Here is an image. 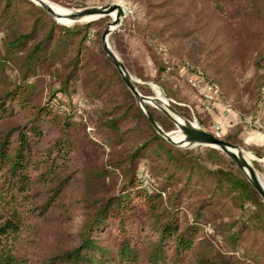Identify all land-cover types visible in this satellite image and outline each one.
Segmentation results:
<instances>
[{
	"label": "trees",
	"instance_id": "obj_1",
	"mask_svg": "<svg viewBox=\"0 0 264 264\" xmlns=\"http://www.w3.org/2000/svg\"><path fill=\"white\" fill-rule=\"evenodd\" d=\"M133 1L150 21L178 3L194 8L179 40L218 20L211 61L182 67L264 131V0ZM97 23L69 26L31 0H0V264H264L260 194L222 150L159 133L101 48L94 57ZM78 85L87 107L77 118ZM149 108L165 131L175 127ZM35 222L73 230L30 256L21 239Z\"/></svg>",
	"mask_w": 264,
	"mask_h": 264
},
{
	"label": "rangeland",
	"instance_id": "obj_2",
	"mask_svg": "<svg viewBox=\"0 0 264 264\" xmlns=\"http://www.w3.org/2000/svg\"><path fill=\"white\" fill-rule=\"evenodd\" d=\"M48 1L67 9L107 6L113 3L122 5L125 9V15L121 18L120 24L108 36V45L134 79L139 92L143 96L160 99V101L147 104V106L164 113L174 123L175 127L167 132H172L177 137L181 136L180 128L172 119L176 118L181 121H190L213 133L219 131L221 138L226 134L238 138L239 142L228 141L240 147V151L249 159L264 184V131L261 130V120L253 121L250 110L244 114L245 117L242 120L239 113L231 107V94V96H222L220 99L216 97L212 102L206 101L202 92L205 90L207 81L202 75L201 79L198 74L188 73L182 67L184 62L190 59L197 60L203 67H206L211 61L207 59V54L212 48L209 47L208 43L210 37L214 36L212 28L218 24V20L210 22L202 30L199 29L196 34L191 33L179 40L174 38L175 32L187 34L186 32H189L193 26L191 16L195 13V9L193 8L188 15L186 4L180 5L181 3H178L173 11L167 9L157 11L166 14V17L150 21L133 0ZM97 21V25L92 29L94 35L88 40V45L92 49L94 57L99 56L100 48L107 56L103 49V34L113 19L111 16H105ZM201 24L198 25L202 28ZM218 31L219 35L215 37L212 46L220 43L225 37L221 27ZM98 32L99 36L96 35ZM154 35H158V37L155 38ZM222 50H225L224 47ZM162 63L165 70L160 69ZM207 73L213 79L220 77L215 70H208ZM194 83L200 87L197 88ZM73 94L77 99V112L79 114L77 113L76 117L78 118L83 109L87 107L83 98L85 91L78 85ZM255 151H259L263 156H257ZM231 161L233 160L231 159ZM233 163L237 166L234 161ZM144 176H148V173H144ZM67 230H73V227L64 224L47 225L35 222L34 227H29L24 231L21 241L25 251L30 256H37L62 242Z\"/></svg>",
	"mask_w": 264,
	"mask_h": 264
},
{
	"label": "water",
	"instance_id": "obj_3",
	"mask_svg": "<svg viewBox=\"0 0 264 264\" xmlns=\"http://www.w3.org/2000/svg\"><path fill=\"white\" fill-rule=\"evenodd\" d=\"M32 2L45 8L57 22L71 25L62 22L61 19L77 22L84 18H90V21L99 20L105 16H110L115 10L118 11V15L123 14V6L120 4H110L107 6H88L80 9H71L68 14H57L50 5L45 3L43 0H31ZM121 19L113 20L108 25L103 34V49L106 52L108 58L114 63L119 70L123 80L136 96L141 109L146 114L150 122L156 127L159 133L172 144L179 147H197V146H209L224 151L238 166V168L245 174L248 180L251 182L255 190L260 194L264 201V185L259 175L255 171L253 165L249 159L240 151V147L236 144L225 140L215 133L208 131L197 124H193L190 121H181L176 118H172L181 130V136L177 137L172 132H167L158 124L157 120L149 110L147 104L155 103L160 101L158 98H152L143 96L136 87L134 79L130 76L124 64L119 60L117 55L111 50L108 45L107 38L113 31V29L120 24ZM166 112V111H165ZM167 113V112H166ZM169 115V113H167Z\"/></svg>",
	"mask_w": 264,
	"mask_h": 264
},
{
	"label": "bare ground",
	"instance_id": "obj_4",
	"mask_svg": "<svg viewBox=\"0 0 264 264\" xmlns=\"http://www.w3.org/2000/svg\"><path fill=\"white\" fill-rule=\"evenodd\" d=\"M45 3H47L48 5L51 6V8L57 13V14H68L69 12H71V9H67V8H64V7H61V6H58L54 3H51L50 1L48 0H43ZM125 15V9L123 8V14L121 16L118 15V11L115 10L111 13V17L113 20H118V19H121L123 16ZM62 22L64 23H68V24H73L72 21H69V20H66V19H61ZM90 18H84V19H81L77 22H74V23H80V22H89ZM183 122V121H182ZM182 134V133H180ZM264 185V184H263Z\"/></svg>",
	"mask_w": 264,
	"mask_h": 264
},
{
	"label": "built area",
	"instance_id": "obj_5",
	"mask_svg": "<svg viewBox=\"0 0 264 264\" xmlns=\"http://www.w3.org/2000/svg\"><path fill=\"white\" fill-rule=\"evenodd\" d=\"M199 78L202 79V76L199 75ZM202 82H203V80H202ZM194 86H196L197 88L200 87V86H198L197 83H194ZM202 93H203L202 95L205 97L206 101L212 102L218 96L219 88H218V86L216 84H212V83L206 82L205 90ZM218 129H219V127H218ZM215 134L217 136H220L219 135V131H217Z\"/></svg>",
	"mask_w": 264,
	"mask_h": 264
}]
</instances>
